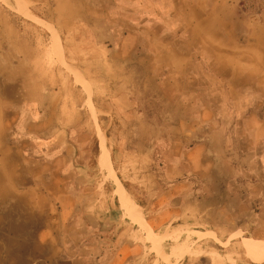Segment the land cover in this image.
Wrapping results in <instances>:
<instances>
[{
  "label": "rangeland",
  "instance_id": "374dc122",
  "mask_svg": "<svg viewBox=\"0 0 264 264\" xmlns=\"http://www.w3.org/2000/svg\"><path fill=\"white\" fill-rule=\"evenodd\" d=\"M236 1L194 38L207 0H0V154H18L15 184L42 182L62 145L85 168L89 202L59 247L119 179L165 236L137 224L138 264H264V0Z\"/></svg>",
  "mask_w": 264,
  "mask_h": 264
},
{
  "label": "crops",
  "instance_id": "0c3cea01",
  "mask_svg": "<svg viewBox=\"0 0 264 264\" xmlns=\"http://www.w3.org/2000/svg\"><path fill=\"white\" fill-rule=\"evenodd\" d=\"M236 2V0H207L205 14L196 13L200 18L193 25L192 36L196 38L203 32H213L216 21L222 18V12L236 7ZM256 18L254 17L253 20ZM233 25L226 28L231 30ZM54 145L52 144V147L50 145L49 150L54 149ZM68 147L62 145V151L59 150L57 154H44L45 163H41L39 167L42 182L24 190L19 189L15 184L18 154H0V264H138L139 260L143 261L146 246L135 242V232L139 231L136 226L139 225L148 238L159 240V246L160 242L165 240V236L157 233L154 228L150 231L146 230L144 224L150 222L146 219L142 207L119 179L121 194L115 193L117 186L108 183L110 193L106 194L105 200L101 196L99 200L102 207H106L105 211L96 217L87 218L89 220H85L81 215L75 218V223L70 228L73 230L70 234L71 239H67L59 247L60 224H64L71 216H78L81 208H85L89 202L87 185L80 179L74 181V177L81 175L85 168L69 165L74 162L75 157L72 154H64V150H68ZM70 178L73 181H70ZM55 206L60 208L58 217L54 215ZM90 222L94 225L93 229L89 228ZM94 231L101 233L100 238L108 235L110 238L108 248L101 245L104 241L97 239L94 242L93 238L89 239ZM197 232L201 238L213 231L197 230ZM213 233L216 239H221L215 232ZM226 240L223 242H227ZM209 241L213 240H207L205 244ZM201 243L198 246L202 249L207 246L202 241ZM214 243L226 247L217 240H214ZM234 245L235 242L231 240L227 249L233 248ZM245 247L249 254L256 249L255 246L250 247L246 244ZM190 251V249L181 251L176 249L174 253L183 256ZM152 256L154 255H147L146 259ZM187 259L189 254L177 261L172 256L169 261L161 260L159 264H184Z\"/></svg>",
  "mask_w": 264,
  "mask_h": 264
},
{
  "label": "bare ground",
  "instance_id": "6f19581e",
  "mask_svg": "<svg viewBox=\"0 0 264 264\" xmlns=\"http://www.w3.org/2000/svg\"><path fill=\"white\" fill-rule=\"evenodd\" d=\"M3 1H5L7 4H9V5L12 6V3L14 2V4H15L16 1H18V0H3ZM17 4H18V3H17ZM17 4H16V5H17ZM13 6H14V5H13ZM111 170H113V169H111ZM250 239H251V238H250ZM250 242H253V239H251ZM248 246L253 247V245H251V243H248Z\"/></svg>",
  "mask_w": 264,
  "mask_h": 264
},
{
  "label": "built area",
  "instance_id": "2783aa9c",
  "mask_svg": "<svg viewBox=\"0 0 264 264\" xmlns=\"http://www.w3.org/2000/svg\"><path fill=\"white\" fill-rule=\"evenodd\" d=\"M253 17H255V18H256L257 16H256V15H254Z\"/></svg>",
  "mask_w": 264,
  "mask_h": 264
}]
</instances>
